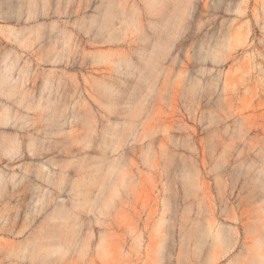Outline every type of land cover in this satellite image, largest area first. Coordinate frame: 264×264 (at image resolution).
<instances>
[{"label":"rangeland","instance_id":"rangeland-1","mask_svg":"<svg viewBox=\"0 0 264 264\" xmlns=\"http://www.w3.org/2000/svg\"><path fill=\"white\" fill-rule=\"evenodd\" d=\"M153 1L0 0V264H264V0Z\"/></svg>","mask_w":264,"mask_h":264},{"label":"bare ground","instance_id":"bare-ground-1","mask_svg":"<svg viewBox=\"0 0 264 264\" xmlns=\"http://www.w3.org/2000/svg\"><path fill=\"white\" fill-rule=\"evenodd\" d=\"M151 1H153V0H151ZM157 3H158V0L153 1V2H151V6L154 7L155 4H157ZM188 3H189V0H185L184 1V4L185 5H188ZM204 3H206V2H204ZM76 9H77V12H79L80 4L77 5V8ZM116 17H118V22L117 23H114V19ZM107 20L108 21H112V23L106 24V25L102 26V28L100 29V32H98V34H97L98 37L100 35H103V36L105 35V34H103L102 30H106V32H109V31H111V29H113L114 27H116L118 24H123V26H120L118 29H126L127 27L131 26L132 23H133L132 21H130L128 19H124V18H121V16H119V15H115V13L113 11H111V10H109V12L107 14ZM177 27H178V23L175 20H172L171 22H169L168 27H167V31L165 32V36L166 37L173 36L175 34V32L177 31ZM84 38H85L84 36H81L82 41L85 40ZM92 40H94V38L87 37L86 38V44L87 43L90 44V42H92ZM96 42H97V40H96ZM98 42L106 43V42H109V40L108 41H104V42L102 40H99ZM93 44H95V43H92L91 45H93ZM81 45H82V43H81ZM83 46H85V45H83ZM151 53H155V55L154 56L149 55V57H148V59L146 61V67L147 68H146V71L144 72V74H143L142 71H140V69H138L139 70L138 73L140 75H142L143 78H144V82L143 83L133 84V86H132V83L130 82L129 78L127 77V75H129L128 72H124L123 77L120 78V84H121V86L119 87V89H120V92H121V97L118 98V100H116V101L119 102V103H124V104H129V105L132 104L133 107L131 106V108L129 110L124 111L125 113H127L125 120L128 121V122L137 123V121L140 118V115L142 113L141 99L139 100V98L144 93H146V94L149 93V91L152 90L155 87V85H156L155 78H156V74H157V71H158V67H159L160 60L161 61H164V60L167 59V56H168V54L163 53V51L161 49V46H157V47L153 46L151 48ZM121 61L126 64L125 67H124L125 70H126V68H129L130 66L132 67L134 65L133 58H132V56L129 53H124V60H121ZM135 68H139V67H135ZM8 73L6 72L3 75L0 74L1 75V77H0V82H1L0 85H6L5 82H7L8 80H9L8 82H9V85H10V75ZM111 77L109 76V77L106 78V80L110 81V84L111 85L109 87H106L104 89V91H103L104 94L105 93H108L109 90H110V88H111V86H114L117 83V82H114ZM138 82H140V81H138ZM76 86H77L76 88H78V84ZM11 87H12V89H14L13 86H11ZM139 87L141 89L143 88V90L138 91L139 90ZM85 90H86V92H89L88 88H86ZM110 93L111 94H114L115 93V95H116L117 90L116 89L115 90H112L111 89V92ZM88 95L90 96V93H88ZM122 114H123V112H122ZM168 128H169V125L167 126V129ZM149 137L152 139V141H154V139L152 138V136H149ZM142 139H143V137H142ZM164 140H166V137L161 138L160 141H164ZM32 150L34 151V149H31V151ZM46 178L48 180H51L48 177H46ZM52 184L53 183H51V185ZM191 185L192 184H190L189 186H191ZM53 186L55 187V185H53ZM41 192H42V190H41ZM49 192H51V191L50 190L47 191V193H49ZM58 212H59V210H58ZM63 213H65V212L63 211ZM57 214H59V213H57ZM62 216H64V214ZM64 217H61L60 216V218H62V219H64ZM11 228H12V226H11ZM13 230H14V226H13ZM13 230H11V231L13 232ZM219 235H220V240H223V241H226L229 238V235L227 234V232H224V233H221V231L219 232L216 229V226H214L213 229H211V227H207L206 229H203V231L200 233V236L201 237H205V236H211V237H213L214 236V238H213V241L214 242L217 240V238L219 237ZM6 245H9V244H5L4 246H6ZM0 246H3V245H0ZM6 247H4L3 249L8 250ZM9 247H10V245H9ZM2 251L3 250H0V255L3 254ZM30 251H31V249H30ZM9 252H11V251H9ZM9 252H7V253H9Z\"/></svg>","mask_w":264,"mask_h":264}]
</instances>
